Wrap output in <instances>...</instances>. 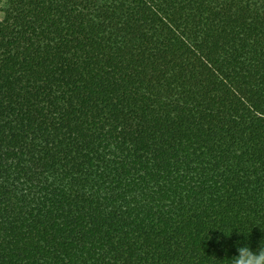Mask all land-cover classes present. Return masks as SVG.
<instances>
[{"label":"trees","instance_id":"obj_1","mask_svg":"<svg viewBox=\"0 0 264 264\" xmlns=\"http://www.w3.org/2000/svg\"><path fill=\"white\" fill-rule=\"evenodd\" d=\"M3 13L0 264H227L259 248L264 0Z\"/></svg>","mask_w":264,"mask_h":264},{"label":"clouds","instance_id":"obj_2","mask_svg":"<svg viewBox=\"0 0 264 264\" xmlns=\"http://www.w3.org/2000/svg\"><path fill=\"white\" fill-rule=\"evenodd\" d=\"M219 230L223 232L226 236H231L227 234L229 229L225 228ZM234 230L235 229L231 230V234ZM239 232L243 233L242 231ZM208 233L206 239H210ZM217 242H219V239ZM236 250L238 254L233 256L230 260H226L227 264H264V241L261 242L259 248L255 251H253L252 248L248 246L246 243L243 246L237 244Z\"/></svg>","mask_w":264,"mask_h":264},{"label":"rangeland","instance_id":"obj_3","mask_svg":"<svg viewBox=\"0 0 264 264\" xmlns=\"http://www.w3.org/2000/svg\"><path fill=\"white\" fill-rule=\"evenodd\" d=\"M8 0H0V20L4 17L3 9Z\"/></svg>","mask_w":264,"mask_h":264}]
</instances>
